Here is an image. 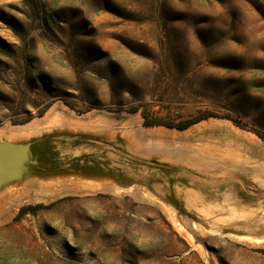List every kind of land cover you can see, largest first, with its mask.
<instances>
[{
	"label": "rangeland",
	"instance_id": "374dc122",
	"mask_svg": "<svg viewBox=\"0 0 264 264\" xmlns=\"http://www.w3.org/2000/svg\"><path fill=\"white\" fill-rule=\"evenodd\" d=\"M52 131L117 182L1 187L0 264H264V0H0V141Z\"/></svg>",
	"mask_w": 264,
	"mask_h": 264
},
{
	"label": "crops",
	"instance_id": "0c3cea01",
	"mask_svg": "<svg viewBox=\"0 0 264 264\" xmlns=\"http://www.w3.org/2000/svg\"><path fill=\"white\" fill-rule=\"evenodd\" d=\"M217 130H218V128L215 129L214 132H216ZM49 133H51V132H49ZM49 133H45V134H49ZM74 133H78V132L74 131ZM42 135H44V134H42ZM42 135L38 136V137H34V138H36V140H33V143L31 145L32 157L35 161L34 163H31L29 165V169L31 172H32V170L37 169L39 165H41L43 167H46L48 170L53 168L55 170H62L63 169V170H67L69 172H79V173H82L86 170H90L93 173H96L98 175H102L105 173L97 165L91 164L89 161L84 162L83 159H85V155L81 159L74 158L73 160H71V162H69L66 165L60 164V162H58V160H57V155H56L55 147H54V144L56 143L57 138L63 137L64 139H66V138L73 139L74 140L73 145H74V148H76L78 146L82 147V145L91 143L93 141V138H94L93 136L91 137L89 135H82V134H76L73 136L64 135V134L58 135V136L53 137L52 140H50V141L43 140V142H41V144H42L41 147H39L43 151H41V153H40V152L36 151L37 145H38L37 139H40L42 137ZM29 140H31V139H29ZM257 144H258L257 142H254V146H253L254 148L252 149V151H254V156L257 157V159H258L259 157H261L260 153H262V152L261 151L259 152L260 148L258 147ZM220 148H221L220 146L210 147L208 150L205 151L206 158L209 161H214V160L218 161L220 159V157L222 156L221 152H220ZM222 150H224V149H222ZM234 150L235 149L233 147H227V148H225V151H227L225 153L227 155L228 154L234 155V153H235ZM76 155L77 154H74V156H76ZM51 166H53V167L51 168ZM98 179H101V178H98Z\"/></svg>",
	"mask_w": 264,
	"mask_h": 264
},
{
	"label": "water",
	"instance_id": "95a60500",
	"mask_svg": "<svg viewBox=\"0 0 264 264\" xmlns=\"http://www.w3.org/2000/svg\"><path fill=\"white\" fill-rule=\"evenodd\" d=\"M33 140L0 141V188L16 180L32 176L29 165L34 163Z\"/></svg>",
	"mask_w": 264,
	"mask_h": 264
},
{
	"label": "trees",
	"instance_id": "16d2710c",
	"mask_svg": "<svg viewBox=\"0 0 264 264\" xmlns=\"http://www.w3.org/2000/svg\"><path fill=\"white\" fill-rule=\"evenodd\" d=\"M189 124H190V123H189ZM189 124H183V125H180V126H178V129L183 130V129H185ZM62 134H64V135H69V136H73V135H76V134L89 135V134H87V133H82V132L73 133V132H70V131H62V132H59V131H52V132L49 133V134H44V135H42V137H41L40 139H37V141H38V145H39V146L37 145V150H36V151H38V152H40V153H41V151H43L41 148H39V147H41V145H42L41 142H43V140L50 141V140H52L53 137L58 136V135H62ZM89 136H93V137H95L94 139L97 138L96 135H91V134H90ZM31 140H36V138H31ZM140 161H141V160H140ZM42 162H43V161H42ZM42 162H41V163H42ZM44 162H45V161H44ZM142 162H146V161L142 160ZM148 162H149V161H148ZM42 164H43V163H42ZM148 164H150V165H154V164H156V163H155L154 160H151ZM41 167H43V166L39 165L37 169L32 170V174L35 175V176H38V177H43V178H48V177L57 176V175H71V174H78V175H80V176L87 177V178H96V179H97V178H105V179H110V180H113V181H116V182H117V179L114 177V175H112V174H110V173H104V174H102V175H98V174H96V173H93V172L90 171V170H86V171H84V172H82V173H77V172H69V171H67V170H63V169H62V170H55V169L52 168L53 166H51V168H52L53 170H52V169H49V170L44 171V170L41 169ZM178 169H179V168H178ZM178 169H176V167H175L174 170H178ZM169 203L172 204L173 206H175V207L181 209V207H180L178 201H177L176 198H174L173 196L170 197V199H169Z\"/></svg>",
	"mask_w": 264,
	"mask_h": 264
},
{
	"label": "flooded vegetation",
	"instance_id": "af4514ba",
	"mask_svg": "<svg viewBox=\"0 0 264 264\" xmlns=\"http://www.w3.org/2000/svg\"><path fill=\"white\" fill-rule=\"evenodd\" d=\"M94 138H95V137H94ZM94 138H93V141H92V142H95V143H96V142L99 143V140H102V139H103V138H100V137H98V138H96V139H94ZM107 141H108V139H107ZM41 169L44 170V171L48 170L46 167H41Z\"/></svg>",
	"mask_w": 264,
	"mask_h": 264
},
{
	"label": "bare ground",
	"instance_id": "6f19581e",
	"mask_svg": "<svg viewBox=\"0 0 264 264\" xmlns=\"http://www.w3.org/2000/svg\"><path fill=\"white\" fill-rule=\"evenodd\" d=\"M91 149H89V150H91ZM82 150H83V148L78 146V147L74 148L73 152L79 154Z\"/></svg>",
	"mask_w": 264,
	"mask_h": 264
}]
</instances>
